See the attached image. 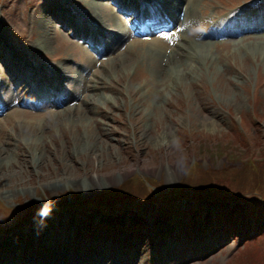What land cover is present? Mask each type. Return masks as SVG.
I'll return each instance as SVG.
<instances>
[{
  "label": "rangeland",
  "instance_id": "374dc122",
  "mask_svg": "<svg viewBox=\"0 0 264 264\" xmlns=\"http://www.w3.org/2000/svg\"><path fill=\"white\" fill-rule=\"evenodd\" d=\"M44 1L0 0V25L7 27L10 43L15 39L23 40L25 18L35 7H42ZM69 1L74 3L71 6L74 9L87 10L86 2ZM204 1L208 2L209 10L214 11L216 7V14H226L243 6L250 7L251 0ZM60 26L57 24L52 34L54 50H32L31 53L35 52L33 56L40 63H44L42 56L52 55L51 58L56 61L58 48L66 39ZM70 37L73 38L72 35ZM222 41L225 42L210 48L211 61L206 63L199 60V66L189 68L185 76L157 77L155 84L166 88V97L155 98L150 103L151 96L145 92V89L148 91L147 86H140L142 79L133 80L138 75L137 67L130 65L119 68V73L111 71L112 78L106 76L111 82L122 75L124 77L121 78V92L115 94V100L101 104L104 108L116 103L118 109L112 116L94 115L96 120L105 123L104 129L100 130V133L105 132L102 140L101 136L96 139L98 134L94 120L88 119L82 124L59 121L51 115L47 119L50 121L49 129L38 140L39 143L46 140L45 145L52 150L48 153L43 149L46 160L42 162L40 173L49 176L50 171L53 175H63L69 171L75 178L55 186L57 190L48 188L33 172L19 174V177L28 180L25 187L8 183L19 173L14 166L18 161L15 153L24 146L25 135L34 124L40 127L45 117L31 118L23 112L18 118L8 117L2 121L0 140L4 141L5 134L14 131L20 137L18 142L10 144L13 157L4 165V172L9 174V177H5L8 181H0V224L4 219V224L11 226L0 230V239L25 232V228L34 221L43 224L45 218L49 229L43 226L45 234L41 241H47L46 245L52 244L53 247L56 242L54 238L59 233L58 225L62 230L59 216L67 214L81 219L87 213L118 216L123 213L122 210H127L129 214L143 215L146 219L161 217L169 229L167 234L171 231L170 236L163 239L153 238L145 232L140 245L146 248L145 256H148L157 249L175 247L184 237L182 234L185 230L188 231L196 223L202 225L209 212L214 227L222 234L230 232L234 235L231 234L226 239L228 242L210 255H198L184 264H264V59L260 54L254 56L250 53L247 45L243 47L241 43L234 48L232 40ZM28 44L21 43L19 48L24 51ZM75 46V51L83 50L80 44L76 43ZM102 58L96 56L98 63ZM79 62L81 65L84 62L81 55L73 61L70 58L67 65L76 69ZM5 71L0 63V80ZM127 86L139 87L143 99L147 101L140 102L137 115L133 118L129 114L131 109H136V102L128 94ZM6 87L0 81V97L4 102L9 98ZM168 100L171 101L169 104ZM190 101L193 106L189 105ZM23 110L30 111L25 107ZM86 125L94 132L86 131ZM135 125L140 129L138 141L133 134ZM74 129L80 131V142L83 144L81 154L73 150L76 147L68 148L74 143H70ZM45 145L42 144L43 147ZM65 149L75 153L72 160L68 159V153H64ZM64 162L69 166L64 167ZM55 169L57 172L53 171ZM221 173L223 176L218 178L217 174ZM185 176H190L192 181L196 178L206 186L207 183L210 186L223 183L226 190L233 189L236 195L231 191L232 197L224 200L226 191L219 190L215 195L207 193L213 197H184L188 195L184 192L180 196L178 187ZM237 186L239 188L236 189ZM4 187L13 189L8 192ZM247 188L256 191L243 190ZM145 189L148 197L139 199ZM194 193L202 194L190 191V194ZM250 209L253 210L252 214ZM12 213L14 217L8 221L7 217ZM55 217L57 220L54 221ZM20 220L23 222L20 223ZM52 222L56 224V230L52 229ZM4 224L0 227H6ZM123 243L121 238L116 248L121 249Z\"/></svg>",
  "mask_w": 264,
  "mask_h": 264
},
{
  "label": "bare ground",
  "instance_id": "6f19581e",
  "mask_svg": "<svg viewBox=\"0 0 264 264\" xmlns=\"http://www.w3.org/2000/svg\"><path fill=\"white\" fill-rule=\"evenodd\" d=\"M82 1L86 2L87 10L74 9L71 7L74 3L69 0L44 1L42 7H35L25 18L23 40L15 39L10 43L7 27L0 25V63L6 70L0 81L7 86L5 92L9 93L8 100L0 102V123L8 117L18 118L23 112L31 118L45 117L40 127L34 124L26 132L24 146L15 153L18 161L14 166L19 173L10 182L5 178L9 174L4 172V165L13 157L10 144L18 142L20 135L14 131L5 134L4 141L0 140V181L5 179L10 185L22 188L28 185V180L19 174L33 172L48 188L54 189L67 179H73L69 171L63 175H53L50 171L49 176L40 173L42 162L46 160L43 149L48 153L52 150L45 145L46 140L40 143L38 140L49 129L47 119L51 115L59 121L82 124L88 119L94 120L96 139L101 136L102 140L105 132L100 133V130L104 129L105 123L96 120L94 115L112 116L118 109L116 103L104 108L101 104L115 100V94L121 92V78L124 76L121 74L114 82L109 79L113 72L119 73V68L137 67L138 75L133 80L142 79L140 86H147L145 92L151 96L150 103L155 98L166 97V88L155 84L157 77H183L189 68L199 66V60L208 63L212 59L210 48L225 42L223 39L232 40L234 48L245 43L241 46L247 45L250 53L254 56L260 54L264 59V0H251L250 7L243 6L226 14H216V7L214 11L209 10L208 2L204 0ZM57 24L61 25V33L66 39L58 48L56 61L52 55L42 56L44 63H40L33 56L35 52H31L33 49L41 52L54 50L51 39ZM21 43H29L24 51L19 48ZM76 43L83 50L75 51ZM80 55L84 62L82 65V61L79 62V68L71 69L68 60L79 59ZM97 55L103 57L100 63ZM139 89L127 86L128 94L136 102V109L130 110L131 117L137 115L140 102H147ZM189 105L193 106L191 101ZM99 106L100 109L96 110ZM24 107L30 111L23 110ZM139 130L135 125L136 141ZM73 131L70 143H74L68 148L76 147L72 149L81 154L80 131ZM86 131L93 130L87 126ZM64 153H68L69 160L74 158L75 153L70 149H65ZM63 166L69 165L64 162ZM53 171L57 172L56 169ZM4 189L9 192L13 188ZM122 211L118 216L87 213L83 219L67 214L59 216L62 230L58 225L59 233L54 238L53 247L52 244L46 245L47 241H41L47 220L44 218L43 224L34 221L25 232L0 239V264H184L198 255H210L234 235L230 232L222 234L214 227L208 212L203 224L196 223L185 230L184 237L175 247L166 246L145 256L146 248L140 245L145 232L153 238L163 239L168 238L171 231L167 234L169 229L161 217L146 219L143 215ZM53 220H57L56 217ZM112 226L114 228L110 229ZM51 227L56 230L54 222ZM121 238L124 243L121 249L116 248Z\"/></svg>",
  "mask_w": 264,
  "mask_h": 264
},
{
  "label": "trees",
  "instance_id": "16d2710c",
  "mask_svg": "<svg viewBox=\"0 0 264 264\" xmlns=\"http://www.w3.org/2000/svg\"><path fill=\"white\" fill-rule=\"evenodd\" d=\"M214 175H216V174H214ZM219 177L218 178H220V176H223V174L221 173L220 175L219 174H217ZM216 175V176H217ZM230 175H227L226 177H229ZM232 176V175H231ZM225 177V176H224ZM233 177V176H232ZM233 178H236V177H233ZM197 181V182H196ZM199 180L198 179H196V178H193V181L192 180H190V176H188V177H184L182 180H181V183L179 184V187H178V192H180V196L181 195H183L182 193L184 192V194H188V195H186V196H196V197H201V198H205V197H213V196H209V195H207V193H212L213 195H215V192L216 191H226V192H224V194H225V196H223V194H222V196H223V199L224 200H226V199H230L232 196H231V194L229 193V192H231V193H233V194H235L236 195V192H234V190L232 189L231 191L230 190H226V188L223 186V183H220V184H216L215 186H210V183H207L208 184V186H206V185H203L201 182H198ZM216 181V180H215ZM234 181H236V180H234ZM233 182V181H232ZM218 183V182H217ZM231 183V182H230ZM232 184V183H231ZM218 185H221V187H219ZM233 186H236V184L235 185H233ZM218 187V188H217ZM184 188V189H183ZM236 189L237 188H239V186H237V187H235ZM183 189V190H182ZM223 189V190H222ZM242 189V188H241ZM195 190V192H202V194H198V193H194V194H190V191H194ZM243 190H246V191H256V189H250V188H247V189H243ZM182 192V193H181ZM143 193H145V194H143ZM143 193L141 192V194H142V196H140V197H138L139 199H144V198H146V197H148L147 196V193H146V189H145V191L143 190ZM226 194H228V196L226 195ZM183 196H185V195H183ZM182 196V197H183ZM217 198V197H216ZM219 199V198H218ZM250 212H251V214L253 213V210L252 209H250ZM20 215V214H19Z\"/></svg>",
  "mask_w": 264,
  "mask_h": 264
}]
</instances>
